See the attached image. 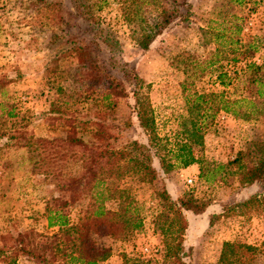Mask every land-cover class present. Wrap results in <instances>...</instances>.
<instances>
[{
  "label": "rangeland",
  "instance_id": "rangeland-1",
  "mask_svg": "<svg viewBox=\"0 0 264 264\" xmlns=\"http://www.w3.org/2000/svg\"><path fill=\"white\" fill-rule=\"evenodd\" d=\"M188 3L191 7L188 20L175 19L148 49L138 46L114 2L101 10L94 9V17L90 19L75 14L71 0L58 1L56 8L64 18L62 33L76 41L96 43L99 59L110 65L129 93L117 106L118 116L130 119L126 127L121 122L115 124L117 128L113 131L119 136L118 145L129 140L147 142L132 110L134 76L143 80L142 91L149 94L157 133L167 139L170 148H174L182 116L187 114V94L225 90L229 101L241 95L255 100L257 110L252 116L234 117L220 110L205 120L204 144L198 155L203 161L225 164L226 170L204 178L198 164L192 169L174 164L169 173H160L172 199H192L205 206L199 214L185 212L188 225L181 258L186 264H217L226 240L256 245L259 253L255 264H264V210L210 222L212 215L221 212L224 206L244 200L260 189L258 183L240 185L230 161L251 142H264V87L262 97L250 93L249 89L255 92L257 86L248 82L243 72L249 61L264 63V0H188ZM40 11L35 10L33 0H0V79L9 81L0 84V130L24 132L31 141L39 137L79 135L75 125L66 121L76 106L67 96L54 92L50 86H56L57 81L51 83L46 73L60 47L49 36L59 32V27L45 17L50 12L43 7ZM66 62L68 69L73 62L70 59ZM221 72L228 76L225 82L231 78L226 87L217 78ZM52 107L67 109L61 116ZM252 109L251 105L237 108L243 113ZM83 137L88 140L87 135ZM5 141L0 140V246L13 252L15 243L9 235L30 231L31 239L44 242L58 231L57 225L49 224L46 209L47 202L58 192L54 179L44 177L41 169L29 161V157L38 159L37 152L3 146ZM170 160L175 163L173 157ZM153 164L159 168L155 157ZM128 192L141 202L148 197V193L134 187ZM89 201L87 198L77 204L72 213ZM117 202L112 198L105 206L115 208ZM141 213L144 226L128 239L104 238L112 252L99 264H176L170 258L164 259L165 251L161 250L164 245L155 230L153 212L143 208ZM54 241L63 243L61 237ZM51 247L56 252L55 264H80L70 250L63 254L54 244ZM10 255L0 256V264H8ZM16 255L15 264H41L25 250Z\"/></svg>",
  "mask_w": 264,
  "mask_h": 264
},
{
  "label": "trees",
  "instance_id": "trees-1",
  "mask_svg": "<svg viewBox=\"0 0 264 264\" xmlns=\"http://www.w3.org/2000/svg\"><path fill=\"white\" fill-rule=\"evenodd\" d=\"M58 1L60 0H33L38 13L42 7L45 8L46 12H50L45 17L58 24L59 32L50 34L49 40L60 47L52 64L46 68V73L51 83L57 81L56 86H50L54 92L58 96H67L76 106L74 113L66 121L75 125L79 135L68 138L39 137L31 141L24 132L0 130V140H6L3 146L27 148L28 152H37L38 159L29 157V161L41 169L44 177L54 179L58 194L51 197L46 209L49 224L57 225L58 231L50 241L44 242L35 241L33 237L31 239L30 231H18L9 235L15 243L11 248L14 251L9 252L8 247L1 245L0 256L6 257L12 253L8 264H15L17 252L25 250L41 264H55L56 252L51 251V244H54L63 254H68L67 250L76 254L80 264H99L110 257L112 252L104 238L125 240L141 230L144 226L141 211L147 208L153 212L155 230L162 237L164 259L170 258L176 264H186L181 258L188 225L185 212L199 214L204 211L205 206L192 199H172L160 172L169 173L174 164L181 167L198 164L200 176L204 178L226 170L225 164L203 161L198 155L203 149L205 120L212 118L220 110L234 117L247 118L256 112L257 104L252 97L243 95L229 101L225 97V90L187 94V114L182 116L176 143L174 148H170L167 146V139L157 133L149 94L142 91L143 80L134 76L132 110L138 125L147 136V142L129 140L118 145L116 141L119 136L113 131L117 128L115 124L118 122L119 125L121 122L126 127L130 125V119L120 118L117 106L120 99L128 98L129 93L113 74L110 65L99 59L96 53V47H99L96 43L76 41L62 33L64 26L61 22L64 18L56 8ZM71 2L75 14L84 15L87 19L94 17V9L101 10L112 2L116 3L132 30L134 40L142 49H148L154 39L175 19L188 20L191 14L188 0ZM105 42L107 46L111 45L108 39ZM66 59L73 62L68 65V69ZM243 72L247 74V81L257 86L255 92L252 89L249 92L262 97L264 63L249 61ZM225 77H228L226 72L217 75L220 85L224 87L231 79L229 77L225 82ZM7 82V78L0 79L1 85ZM182 86L185 90V86ZM52 105H55V101ZM243 105H251L252 111L243 113L237 110ZM66 109L58 107L52 110L64 116ZM84 135L88 136V140L84 139ZM154 157L159 162V168L153 164ZM172 157L175 163L170 160ZM209 164L214 166L209 167ZM230 164L235 168L232 172L239 176L240 185L251 186L258 183L260 189L244 200L224 206L221 212L212 215V223L221 217L250 211L260 213L264 210V142H251L245 150L237 152ZM133 187L148 193V197L142 202L136 200V196L128 192ZM87 198L90 201L72 213L71 209ZM112 198L118 201L116 207H106V201ZM58 237L62 238V247L54 241ZM258 253L259 248L254 244L226 240L221 245L217 264H255Z\"/></svg>",
  "mask_w": 264,
  "mask_h": 264
},
{
  "label": "crops",
  "instance_id": "crops-1",
  "mask_svg": "<svg viewBox=\"0 0 264 264\" xmlns=\"http://www.w3.org/2000/svg\"><path fill=\"white\" fill-rule=\"evenodd\" d=\"M194 164H192V165H190V166H188L187 168L188 169H192V168H194L195 166H193Z\"/></svg>",
  "mask_w": 264,
  "mask_h": 264
},
{
  "label": "built area",
  "instance_id": "built-area-1",
  "mask_svg": "<svg viewBox=\"0 0 264 264\" xmlns=\"http://www.w3.org/2000/svg\"><path fill=\"white\" fill-rule=\"evenodd\" d=\"M189 181H191V180H189Z\"/></svg>",
  "mask_w": 264,
  "mask_h": 264
}]
</instances>
